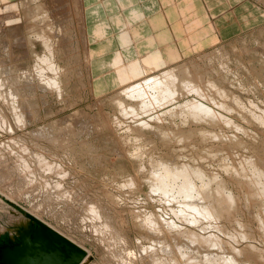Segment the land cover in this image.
<instances>
[{
  "label": "rangeland",
  "instance_id": "rangeland-1",
  "mask_svg": "<svg viewBox=\"0 0 264 264\" xmlns=\"http://www.w3.org/2000/svg\"><path fill=\"white\" fill-rule=\"evenodd\" d=\"M6 1L5 4L0 2V14H2L0 18H4V24L0 29V72H3L0 75L1 80L6 83V88L9 86L14 93L22 96L25 89L24 97L22 96L24 99L19 95L18 97L28 125L19 127L13 119L12 109L9 106L11 103L0 97V117L2 116L0 119H5L0 126V153L7 152L4 157L2 153L0 154L3 161L5 160L4 164L0 158L2 162L0 163L2 165L0 166V264H2L1 256L7 251L13 250L14 254L23 246L25 250L21 253L22 259L27 256L38 259L47 256L52 259L54 257L51 256L52 253L61 255L62 252L68 251L65 264H80L86 253L88 259L86 258L85 264H158L153 263L150 258L156 253L166 260V263L165 260L163 261L164 264H187L180 253L176 254L177 251H185L186 248L189 255L196 257L199 253V256H202L205 252L203 248L189 243L180 235L177 228L172 227V230L168 227L166 224L170 221L183 230L191 229L197 234L215 233L226 243L225 250L228 255L232 253L231 247L244 249L242 255H236L238 261L250 260L254 264H264V257L262 259L258 256L259 252H256V249H253V252L251 247H247L252 245L264 255V241L259 237L257 224L251 216L259 209L261 211V207L247 208L244 197L248 192L246 186L241 184L239 186L232 176L225 175L221 169L224 163H235L239 166L245 157H259L260 165L263 166L264 127H259L255 121L253 124L244 117L240 118L238 113L225 114L223 110L202 101L216 111L226 116L230 115V118L244 126L245 131L224 130L231 137L226 142L216 140L203 142L199 137H195L192 141L191 139L184 141V144L175 139L169 141L161 139L160 126L166 128L168 122L163 125L149 121L152 130L144 129L141 135L132 133L134 131L131 130L137 124L132 120L123 119L110 101L120 89L116 91L117 93L112 89L108 93L98 95L94 90V83L93 91L92 86L89 85L86 69L81 61L84 42L81 38L79 21H76L78 18L73 8V0H64L61 4L67 9L68 17L71 18L69 24L74 30L72 40L77 50L76 57L70 62L74 74L70 76L69 84L65 85L67 89L63 91L62 97H59L56 93L42 91L34 83H31L33 86L31 87L28 81L20 78L24 73L33 71L36 54L30 51H37L42 55L43 46L39 43L37 47H31L30 40H26L28 34L32 32L33 24L23 12L24 7L19 5L21 2L24 5L29 4L30 0ZM5 5L9 8H5ZM6 10L7 13L9 12L7 16ZM222 43L226 44L224 48L220 46L218 51L201 55L200 60H197L198 57L193 58L192 61H200L201 70H206L218 85L239 97L243 106L250 110L246 109L248 117L251 112H256L264 118V24ZM74 53L72 52L71 56ZM78 55L80 61L77 60ZM193 56L194 54L190 53L186 58ZM220 56H224L221 58L223 60H220ZM189 61L191 62V60L186 62L192 66ZM222 65L227 69L223 70ZM139 74L143 75L144 72L138 71L136 76H141ZM228 101L231 106L235 104L234 101ZM117 117L123 119H121L123 124L120 127H112L109 121ZM188 124L184 127L178 121L174 127L180 126L183 131L190 133L194 127L191 123ZM200 127L211 129L210 131L219 130L202 125ZM41 133L44 136H39ZM136 135L139 137V142L134 141ZM127 136L131 141L125 140ZM232 137L243 140L244 146H239L238 139L234 140ZM136 143L141 148H139L142 151L140 155L135 149ZM22 145L29 152L21 150ZM35 155L45 157L47 162L52 164L51 166H57L59 173L57 170L49 171L50 168L45 165L42 166ZM152 159L186 164L205 170L208 174L222 175L229 188L241 200L237 208V218L241 223H236L233 217L218 221L217 225L227 233L225 235L221 231L214 230L215 228L204 227V225L208 226L206 221L194 227L176 218L175 212L180 211V206L177 203H166L167 200H164L161 194L151 193L152 189L149 188L146 178L149 175ZM255 203L258 204L256 201H252L251 204L255 205ZM151 216L153 218L155 216L154 220L158 224L156 231L152 229L150 231L146 225V221L148 222ZM237 224L243 226L239 227ZM241 228L245 230H240ZM249 232L254 236L248 241L249 243L245 241L237 243L228 236L229 233L239 236ZM44 237L49 239L47 244H53L52 251L48 252L46 247L41 245ZM159 240L168 244V246L166 244L170 251L167 252L168 254L165 252V255L161 251ZM173 245L175 252L172 250ZM145 247L150 249H147V253L143 250L146 249ZM196 248L199 252L195 251ZM18 258L22 260L17 257V262L15 260L14 262H20Z\"/></svg>",
  "mask_w": 264,
  "mask_h": 264
},
{
  "label": "bare ground",
  "instance_id": "bare-ground-1",
  "mask_svg": "<svg viewBox=\"0 0 264 264\" xmlns=\"http://www.w3.org/2000/svg\"><path fill=\"white\" fill-rule=\"evenodd\" d=\"M257 1L264 2V0H257ZM0 2H3L5 4V2L7 1L0 0ZM62 3H64V0H48V1L30 0L29 4L27 3L28 5L27 4L24 5L22 2L19 5L20 7H24L23 12H25L26 16L28 15V17L30 18L33 24L32 32L28 34V38H26V40L27 39L30 40L31 47H37L39 43L41 44V46H43L42 55H39L40 53H37V51H30L34 55L36 54V56L34 57L35 60H34L33 71L24 73L20 79L23 78L24 80L28 81L31 87H33L31 83H34L36 84L37 87H40L42 91H45V92L50 91L52 93H56L57 95H59V97H62L63 91L67 89V88L65 89L66 83L69 84L70 76L73 73L72 72L73 66L71 65L70 62H71V59L74 60V57H76V51H77L75 50L76 49L75 44L72 40L74 30L70 28V24H69V20H71V18L68 17L69 15L67 14V9L61 6ZM72 3H74L73 8H74L76 17L78 18V20L76 21L77 22L79 21V25L81 27L80 32L82 34L81 38H82V41L84 42L83 43L84 45L82 48L83 52H81L83 59L81 61H82V64H84V68L86 69L87 79H88L90 87L92 86V91H93L94 77L92 76V70H93V67L95 66V63L93 62V55L89 49L91 46L88 43L89 40H88L87 21H86V15H87L88 9L85 6V0H73ZM8 5H5L4 7L9 8ZM8 11H10V9H8ZM8 13L6 10V16L8 15ZM2 24H4V18H0V29L2 27ZM29 35H31L32 37H29ZM131 38L124 35V39L129 46L131 45L130 43ZM79 44L80 43L78 42V45ZM224 45L226 44H223L222 42H220L218 45L212 47L208 51L200 52L199 54L198 52L193 53L194 56L190 58H186L185 55L179 54L177 50H173L168 53V56L171 59L166 60V61H164L163 59L161 60L159 57L153 58L150 55L147 56V58H144V59L141 58L135 62H132V61L127 62L122 57H117L116 60L114 59L115 67L111 71L113 74L114 72L118 73V79L120 81L119 83L117 82V85L114 88L115 92L118 89H120V92L117 95H114V97H112L113 100L112 99L110 100L113 102L114 108L116 109L115 111L119 112V114L123 117V119L125 118L126 120L127 119L132 120L134 124H137L134 127V129L131 130V131H134L132 132L134 134L135 132L140 134L142 133V131H144V129L152 130V127L149 124V121L158 122L163 125H166L165 123L168 122L167 124L168 127L163 128L161 127L162 125L160 126L161 129L159 130V136H161L162 137L161 139H164L165 141L175 139L176 141L180 143L181 142L183 143L184 141L186 142L190 139H191L190 141H192V139L195 137H199L201 141L203 142H207V141L209 142V140L226 142V140H230L231 137L228 136V134L224 130H231V131L235 130L238 132L245 131V129L243 128L244 126L239 124L236 120L230 118V115L232 114L237 115V113L240 118L244 117L246 120H250L252 123L255 121L259 127H264L263 116H261L260 114L257 115L256 112L255 113L251 112V114L249 112L251 116V118H249L250 116L248 117L247 115L248 109L243 106L241 99L239 97L234 96L229 91H227L225 88L218 85V82L214 81L206 73V70H201L202 66L201 67L199 66L200 61H197V60L201 59V55L212 54L218 51L220 46H223L224 48ZM72 52L74 53V55L72 54L71 56ZM7 53H8V50H7ZM197 57H198L197 60L192 61L193 58H197ZM77 58H78L77 60L80 61L79 55L77 56ZM221 58H224V56H220V60H223ZM209 59H212V58L209 57ZM187 60H191V62L190 61L189 62L191 63L192 66H190L189 63L186 62ZM143 69L145 70L142 71ZM226 69L227 68L223 66V70H226ZM6 70H8V68ZM138 71H141L142 73L144 72L143 75L145 76L139 79L143 75L139 74L141 76H136ZM0 73L3 74V72H0ZM220 75L218 77H220ZM221 76L223 77V75ZM8 85L10 84H7V86ZM94 90H96L95 87H94ZM24 92H25V89H24ZM24 92H23V95L25 94ZM18 95L19 94L18 93L16 94V92L14 93L12 88H9V86L6 88V83L1 80V75H0V97L5 98L7 102L9 101L11 103L9 106H11V109H12V116H13V119L18 124V126L26 127V125H28L27 124L28 122L26 120L24 113L21 110L22 108L20 106L21 105L20 98L18 97ZM228 100H231L232 102L234 101L233 103L235 104H233V106L236 105V107L231 106ZM202 101H206L207 103L214 105L216 108L223 110L225 114L228 113L230 115L226 116L216 111L215 109L211 108L206 103L204 104ZM21 103L23 104V102ZM251 106H255V105H251ZM146 118H148L149 120H146ZM2 119L3 120L0 119V126L2 122L5 120L4 118ZM121 119L117 117L115 119H112L109 122L112 127H118V126L120 127L123 124L121 122ZM178 121L180 122V125H183L184 127H186V124L191 123L194 129L190 131V133H187L185 132V130L183 131L182 130L183 128L181 129L180 126L175 128L174 125H176ZM200 125H202L203 127L206 126L209 128H216V129L219 128V130H216V131L215 129L214 131H210L211 129L206 130L204 128H201ZM154 129H157V128H154ZM41 135L43 134L42 133L39 134V136ZM232 138H234V140L238 139L235 137H232ZM125 140L131 141V138L127 136ZM134 141L136 142L140 141L137 135L135 136ZM243 142H244L243 140L238 139L237 144L239 146H244ZM136 144L137 145H135L136 147L135 149L137 150V152H139V154L138 153L137 154L140 155V153L142 152L140 150L141 148L140 146H138V143ZM21 150H23L24 152H29L23 145L21 146ZM1 153H2V156L4 157V155L7 152L6 153L1 152ZM30 153L33 154L34 152L33 153L30 152ZM35 157H36V160L42 166L45 165V167L50 168L49 171L57 170V172L59 173L57 166H51L52 164H49L50 162L49 161L47 162L45 157L41 155H35ZM157 160H154V159L151 160V168L148 173L149 175L146 179L148 181V184L150 185L149 188L152 189L151 193H155L159 195L161 194L162 197H164V200H167L166 203L168 202L173 203V204L177 203L180 206L181 208L180 211L175 212L176 218L178 217L179 220H182L188 223L189 225H193L194 227L200 225L201 222L206 221L207 222L206 224H208V226L204 225V227L215 228L214 230L221 231V233L225 235H227V233L221 230L220 228L221 226L219 227L217 225L218 221L223 220L226 217L228 218L227 220H229V218L233 217V220L235 222L237 221L236 223H239V224L241 223L240 221H238V218H237L238 217L237 208L239 205V201L241 200L229 188V184L227 183L226 180H224V177L222 175H220L219 173L208 174L207 172H205V170L196 168L194 166L186 165L184 163H183L184 165H182L179 163H170V161H168L169 162L168 163L166 160L165 161L164 160L157 161ZM221 169L225 175L232 176V178H234V180H236L237 183H239V186L240 184L241 186L243 185L246 186L248 192H247V195L244 194L245 195L244 197H245L247 208H251V206L256 207V208L257 206L261 207V211L259 209L258 212L251 214V216H252V220H254L255 223L257 224L256 227L258 229L259 237L264 241V165L263 166L260 165L259 157H252V158L245 157V160L240 162L239 166H237V164L235 163H232V164L224 163ZM16 192L20 194L19 191H16ZM13 195H16V194L13 193ZM251 200L258 202V204L255 203V205H252ZM154 218L152 216L149 219L147 218L148 222L146 221V225L149 228V230L150 229L155 230V228H157L156 226L158 224L156 223V220H154ZM160 220L163 221L162 219ZM166 222H168V220ZM239 224H237L239 227L243 226V224H241V226ZM166 225H168V227H171V228L174 227V229L177 228V231L180 232V235L185 237L189 243H191L192 245L193 244L198 245L201 247V249L203 248V250L205 251L202 256H199V253L198 255H196L197 254L196 252L198 251V248L200 247L196 248L197 249V250L195 249L196 254L195 253L194 254L198 258L189 255L187 253L188 250L186 251L187 248L186 249L184 248L185 251H182V250H179V252L177 251L176 254L180 253L184 261L185 260L187 261L186 262L187 264L188 263L189 264H254V262L252 263L250 262V260L243 262V261H238V259H236V255L237 256L242 255V252H244V249L241 250V249L231 247L232 253L228 255V253L225 250L226 243L215 233H211L207 235H201L199 233L197 234L195 231L191 229L183 230L180 228V226H176V224L174 225V223L171 221L170 223ZM202 226H203V223H202ZM202 229H200V231ZM145 230L148 231L147 229ZM240 230H245V229L241 228ZM58 233L63 235V233H61L60 231H58ZM228 236L229 237L231 236L237 243H242L244 241L249 243L248 241H250L254 237L253 235H252L253 237L250 235V232L249 234L242 233L239 236L229 233ZM70 240L72 241V239ZM47 243H49L48 237L42 238L41 245L45 246L48 252L52 251L53 244H47ZM164 243L160 241V249L165 254V252L167 253L170 251H169V248L167 247L168 244L166 243L167 244L166 246V244ZM247 247H251L252 251L253 249H256V252H259L257 253L258 256H260L261 258L264 257L263 252L260 250L258 251L256 247L252 245H247ZM173 248H174V245L172 247V250H174L175 252L176 249H173ZM176 248H179V247H176ZM147 249L149 248L147 247L146 249H143L144 252H146ZM24 250H25V247L23 246L19 249L18 252L14 254L12 253L13 250L7 251L4 255L1 256L2 264H63V261L65 264L66 257H68L69 255V253H67L68 251H64L62 252L61 255H54L52 253L51 256H54L52 259L47 258V256L42 257V258L40 257L41 260L38 258L29 257V256L22 259L23 255L21 253ZM76 250L80 251L78 248H76ZM157 251H159V249ZM169 255H172V254L169 253ZM17 257H20L22 259L20 260L18 258L20 260V262L18 263H16ZM168 257L170 258V256ZM86 258L88 259L87 253H86V257L83 259V261L80 264H85V262L87 261ZM150 258H151V261H153V263L157 262L158 264H164L163 261L165 259L163 260V258H160L157 255V253L153 254V256H151ZM14 260L16 262H14ZM169 261L167 263H169ZM172 261L174 262V259H172ZM165 263H166V260H165ZM178 263H181V262L178 261Z\"/></svg>",
  "mask_w": 264,
  "mask_h": 264
},
{
  "label": "crops",
  "instance_id": "crops-1",
  "mask_svg": "<svg viewBox=\"0 0 264 264\" xmlns=\"http://www.w3.org/2000/svg\"><path fill=\"white\" fill-rule=\"evenodd\" d=\"M263 3L257 0H85L97 94L110 92L120 82L118 73L111 72L117 57L135 62L150 55L166 61L171 59L168 53L173 50L185 56L209 50L264 24ZM124 35L132 37L130 46Z\"/></svg>",
  "mask_w": 264,
  "mask_h": 264
}]
</instances>
